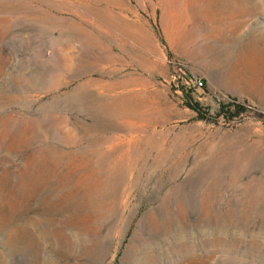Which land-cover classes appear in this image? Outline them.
<instances>
[{
  "label": "rangeland",
  "instance_id": "1",
  "mask_svg": "<svg viewBox=\"0 0 264 264\" xmlns=\"http://www.w3.org/2000/svg\"><path fill=\"white\" fill-rule=\"evenodd\" d=\"M0 264H264V0H0Z\"/></svg>",
  "mask_w": 264,
  "mask_h": 264
},
{
  "label": "trees",
  "instance_id": "2",
  "mask_svg": "<svg viewBox=\"0 0 264 264\" xmlns=\"http://www.w3.org/2000/svg\"><path fill=\"white\" fill-rule=\"evenodd\" d=\"M183 78L187 82H192V77L187 73H182ZM181 82V81H180ZM194 85H184L181 83L180 88L183 92V99L184 103L187 107L192 109L194 112L197 113V117L200 119H211V117L206 113V111L202 110L199 101L196 99L195 90H196V83H192ZM203 84L200 87L202 88ZM244 109L243 105L240 103H220L218 108L216 109V114H225L227 117H232L233 115L239 114Z\"/></svg>",
  "mask_w": 264,
  "mask_h": 264
},
{
  "label": "built area",
  "instance_id": "3",
  "mask_svg": "<svg viewBox=\"0 0 264 264\" xmlns=\"http://www.w3.org/2000/svg\"><path fill=\"white\" fill-rule=\"evenodd\" d=\"M195 83H196L197 87H200L202 85V81L201 80H197Z\"/></svg>",
  "mask_w": 264,
  "mask_h": 264
}]
</instances>
